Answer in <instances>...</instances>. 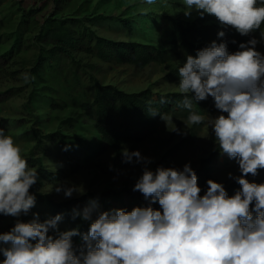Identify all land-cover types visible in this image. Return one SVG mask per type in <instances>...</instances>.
<instances>
[{"label":"clouds","instance_id":"9594fccd","mask_svg":"<svg viewBox=\"0 0 264 264\" xmlns=\"http://www.w3.org/2000/svg\"><path fill=\"white\" fill-rule=\"evenodd\" d=\"M181 2L186 17L193 11L201 18L213 16L242 36L264 25V0ZM258 43L252 38L230 54L225 42L213 41L188 55L178 70V90L184 95L179 106L189 110L186 126L211 128L220 153L238 163L240 175L229 173L240 186L234 195L211 179L201 195L190 164L155 172L145 166L133 191L142 193L149 206L99 211L93 200L82 211L73 209V219L90 222L85 234L60 231L62 214L43 222L38 214L27 223L17 220L10 231L0 233V264H264V183L246 179L264 170V54L256 50ZM209 96L219 115L206 118L192 111L194 101ZM122 157L125 163L134 158L151 163L139 151L124 149ZM37 180V169L29 167L21 147L0 128V214H27L36 203L30 189ZM76 191L67 187L64 195L70 198ZM156 203L159 209L151 206ZM77 235L83 242L74 248Z\"/></svg>","mask_w":264,"mask_h":264},{"label":"rangeland","instance_id":"374dc122","mask_svg":"<svg viewBox=\"0 0 264 264\" xmlns=\"http://www.w3.org/2000/svg\"><path fill=\"white\" fill-rule=\"evenodd\" d=\"M11 2L27 8L35 7L39 9L38 11L45 9L49 14L54 5L53 13L64 18L77 14L86 21V24L90 23L86 18L102 14L106 16L105 19L92 23L93 29L99 35L112 40L145 41L165 48L172 47L173 37L168 17L185 23L193 22L200 17L195 11L190 17H186L181 0H156L152 5L145 3V0H58L57 4L53 0H0L1 40H4L12 29L2 19L3 14L14 10L9 6ZM47 3H49L48 8L45 7ZM124 17L129 18L131 30L119 20ZM14 19H18V14H13ZM33 37L29 39L30 48L26 49L25 58L34 54L33 44L36 40ZM255 39L259 41L256 50L264 54V39L261 38V33ZM178 51L181 57L174 61L172 66L179 69L186 62L189 53L180 46ZM23 59L21 57L16 59L17 63L21 62L20 65L10 61L8 65L0 58V65L6 66L3 73H0V128L4 129L6 135L13 137L16 144L21 147L25 158L30 157V152L36 143L31 130L36 117L40 120L35 127L40 128L44 135L61 131L76 136L79 146L88 145V151L72 152L76 155L74 161L78 162L75 170L71 168L69 158L58 143H45L43 152L41 149L36 151L35 154L42 156L45 166L51 171L65 169V176L62 179H46L43 185L37 186L34 191L33 186L30 189L32 194L35 192L45 195L43 203H39L35 197L39 210L47 213L43 218H39L40 222L52 218L49 200L68 201L72 211L73 209L82 211L91 202L88 198L86 201L80 200L82 196L89 193L99 195L105 191H120L130 187L141 177L145 166L155 172L158 167L182 170L185 164H190L193 170L201 169L204 176L209 175L212 180L222 183L224 187L235 181L229 177V173L233 177L240 175L238 163L229 159L226 154L220 153L211 128L203 124L198 127L186 126L188 117L169 116L148 139L125 147L129 152L139 151L143 157L149 158L151 163L147 165L143 162L137 163L135 158L131 163H125L123 157H119L113 149L106 148L99 139L94 138L96 131L89 121H83L81 132H76L63 123V120L69 116L70 110L53 109L50 100L42 95L34 96L32 103H29L32 89L27 83V78L31 65L28 62L23 64ZM76 60H80V68L100 80L102 84H111L126 92H139L147 88H150L155 95L179 92V80H168L165 75L167 69L163 65L149 64L139 68L128 64L104 62L83 54L77 55ZM61 62L68 66L73 64L66 57H63ZM219 114L215 109L207 115L216 117ZM207 115L204 116L207 118ZM174 127L177 131L172 130ZM246 179L250 182L264 183V170H260L257 176L249 175ZM198 185L203 195L207 183L199 179ZM58 187L61 188L59 192L56 191ZM67 187L77 189L70 198L64 195V189ZM117 206L127 211L138 207L136 202H130L128 198L125 199L123 206L120 204ZM99 211H102L100 206ZM34 215L22 213L19 217H13L0 214V233L10 231L17 220L25 223L32 221L36 218ZM58 228L60 231H67L76 229L77 226L72 219L63 218L58 222ZM49 235H53L52 230L49 231ZM2 259L3 256L0 255V261Z\"/></svg>","mask_w":264,"mask_h":264},{"label":"trees","instance_id":"16d2710c","mask_svg":"<svg viewBox=\"0 0 264 264\" xmlns=\"http://www.w3.org/2000/svg\"><path fill=\"white\" fill-rule=\"evenodd\" d=\"M57 4L58 0H53ZM11 4V5H10ZM9 6L14 10L3 14L2 19L10 26L11 30L6 34V38L1 40L0 36V58L5 64L15 63L21 57L23 64L30 63L31 68L27 78V83L31 86L29 103H32L34 96L42 95L50 100V105L57 110H70L63 123L73 131H80L83 121H89L95 129L94 138L109 149L122 157V151L126 146L133 143H141L148 139L159 129L160 124L165 122L169 116L188 117L189 110L179 106L184 99L180 92L155 93L150 88L139 92H126L114 85L102 84L100 80L89 75L80 68V60H76L79 54L87 55L98 60L119 64L132 65L144 68L149 64L163 65L166 69V78L170 81L179 80V69L172 66L173 62L180 59L178 47L185 49L189 55L195 56L197 51L203 49L216 41L225 42L230 54L240 50L241 43L256 38L264 25L248 36L240 35L231 27H223L213 16L207 14L203 18L185 23L168 17V24L172 29V47L165 48L155 46L145 41H122L112 40L99 35L92 27L94 21L105 19L102 14L86 18V21L77 14L73 17H61L57 13L49 14L45 9L38 11L35 7H23L11 2ZM49 3L46 4L48 8ZM18 14V19L13 20V14ZM53 13V14H52ZM125 27L131 30L129 18L119 19ZM16 23V24H15ZM37 30V32H36ZM36 34H35V32ZM224 31V37H219L218 33ZM131 32V31H130ZM34 36V37H33ZM34 38V54L25 58L26 49L30 48L29 39ZM63 57L70 59L73 64L66 65L61 62ZM10 61V63H9ZM7 65V66H8ZM0 65V73L6 66ZM92 67V66H90ZM28 85V84H27ZM190 98L194 93L189 94ZM35 103V101L33 102ZM214 99L209 96L203 101H194L192 111L201 115H207L215 111ZM156 114H153V113ZM162 117L164 119H162ZM40 118H35V124L31 128L36 139V143L30 152V157L26 158L29 167L38 171V180L33 185V191L37 186H41L44 180H59L65 176V169L56 172L48 169L42 156L36 155V151H44L45 143H58L62 151L69 158L71 168L75 170L78 162H75L77 150L88 151V145L79 146L78 138L73 134H64L61 131L43 134L40 128H36ZM196 124L195 126H200ZM198 180L207 183L211 177L204 176L201 169H194ZM212 180V179H211ZM260 183V182H255ZM133 184L120 191H105L99 195L86 194L80 200H95L102 211L119 209L117 204L123 206L125 199L136 202L138 207L149 206L150 201L146 200L142 193L133 191ZM240 188L236 181L225 186L228 194L234 195ZM39 203H43L45 195L35 194ZM52 217L62 214L63 218L72 219L79 232H88L90 222L82 220L79 216L73 219V211L69 207L70 202H56L49 200ZM153 208L159 209V204H152ZM29 215L43 218L47 213L39 210L37 204L28 211ZM62 218V219H63ZM74 248H79L82 244V235L72 237Z\"/></svg>","mask_w":264,"mask_h":264}]
</instances>
